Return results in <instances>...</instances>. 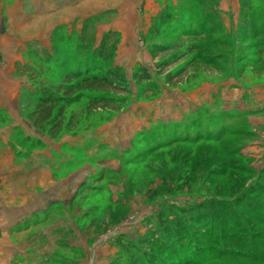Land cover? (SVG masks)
Returning <instances> with one entry per match:
<instances>
[{
    "label": "rangeland",
    "instance_id": "obj_1",
    "mask_svg": "<svg viewBox=\"0 0 264 264\" xmlns=\"http://www.w3.org/2000/svg\"><path fill=\"white\" fill-rule=\"evenodd\" d=\"M58 4L0 0V91H16L0 108V245L23 247L6 264H264V0ZM109 29L124 101L86 113L78 98L66 130L40 133L22 64L90 57Z\"/></svg>",
    "mask_w": 264,
    "mask_h": 264
},
{
    "label": "trees",
    "instance_id": "obj_2",
    "mask_svg": "<svg viewBox=\"0 0 264 264\" xmlns=\"http://www.w3.org/2000/svg\"><path fill=\"white\" fill-rule=\"evenodd\" d=\"M79 38L82 40L81 34ZM117 44L118 32L109 29L101 35L99 44L90 51V57L70 61L66 55L65 58L59 59L55 57V52L46 50L44 54L47 61L39 57L36 64H22L21 73L29 72L32 79L28 93L34 100V106L28 114V119L33 127L50 138H56L71 125L73 115H67V108L78 98L85 99L86 113L118 109L124 101L120 93H128L129 88L121 71L109 66ZM50 62H54L56 66L61 63L62 68V75L57 77L54 76L53 71L48 73L51 78L55 77L52 82L42 79L43 71L47 72L51 67ZM167 64L166 61H162L159 66L163 67ZM131 76L136 82H146V90H150V94L155 95L159 91L158 85L145 66L136 64ZM173 76L168 74L166 79L172 80ZM171 227L172 230L177 231L180 228L178 224L174 225L175 229ZM128 264L140 263L131 261Z\"/></svg>",
    "mask_w": 264,
    "mask_h": 264
},
{
    "label": "crops",
    "instance_id": "obj_3",
    "mask_svg": "<svg viewBox=\"0 0 264 264\" xmlns=\"http://www.w3.org/2000/svg\"><path fill=\"white\" fill-rule=\"evenodd\" d=\"M31 1H32V4H34V5L36 4V6H34L35 7L34 12H36L37 11L36 7L43 6V8H45L46 5H48L51 0H31ZM61 1L62 0H57V4L61 3ZM40 2H42V3H40ZM58 6H60V4H58ZM1 10H3V7H1ZM3 23H4V19H3ZM3 23H2V21L0 23V48L1 47L2 48L3 47L8 48V46H10V44H11V41H8V42L4 41V38L2 36L4 33V29H3L4 24ZM0 72L4 77L7 74L6 71L4 72L3 70ZM3 76H1V77H3ZM8 77H9V75H8ZM7 82H8V84L11 83L10 80ZM14 89H15V85H13V84H9V86L7 85L6 88L1 89V91H0V106L1 107L0 108L5 107L9 110L12 109L11 106L14 105V103H15L14 99L16 97V91H14ZM13 126H17V124L15 123ZM11 136L12 135H9V134L7 135L6 133L0 134V139L4 142H7L6 140H11ZM17 219H19V217ZM29 250H31V249H29ZM22 251H23V247L21 248L20 246H11V247L4 248L3 244L0 245V264H6L7 262H10V261L17 262L16 259L23 257V254H21V253H23ZM15 255H17V256H15Z\"/></svg>",
    "mask_w": 264,
    "mask_h": 264
}]
</instances>
